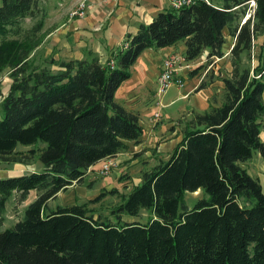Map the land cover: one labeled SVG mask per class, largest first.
<instances>
[{"label": "trees", "instance_id": "trees-1", "mask_svg": "<svg viewBox=\"0 0 264 264\" xmlns=\"http://www.w3.org/2000/svg\"><path fill=\"white\" fill-rule=\"evenodd\" d=\"M252 1L244 23L250 0H196L139 24L105 64L87 51L82 60L50 55L36 65L30 56L43 19L30 33L22 24L37 18L40 0H2L0 72L7 70L12 82L0 102V164L33 165L38 157L42 168L0 179V226L11 197L23 202L36 192L23 217L0 231V264H264V193L241 166L255 152L264 162V0ZM227 36L234 39L229 76L196 89L219 80L221 101L213 97L192 116L169 157L141 173L110 217L93 214L87 203L47 209L58 193L82 183L89 168L140 143L138 114L115 94L144 51L183 41L187 62L204 53L221 59ZM198 191L203 197L187 208L186 194ZM117 193L105 190L90 203ZM142 211L149 214L144 223L122 219Z\"/></svg>", "mask_w": 264, "mask_h": 264}, {"label": "rangeland", "instance_id": "rangeland-1", "mask_svg": "<svg viewBox=\"0 0 264 264\" xmlns=\"http://www.w3.org/2000/svg\"><path fill=\"white\" fill-rule=\"evenodd\" d=\"M42 2L43 0L40 1V4ZM45 3L46 0L44 1V4ZM253 3L254 1L250 0V3L245 7V20L250 18L253 13ZM44 4L42 3L41 12L37 15L36 19H26L22 24L26 33H30L29 30L35 26L41 18L43 19L44 25V18L46 15L43 6ZM42 30L43 27L37 34V37H39L40 40V45L30 56L31 61L36 65L41 64L46 58L50 57L49 43H46L45 45V33ZM182 42L183 41H180L179 43L182 44ZM233 42L234 41H232L230 37H226V44L223 49L225 55L221 59L211 58L207 60L206 53H204L194 62H183L181 65L184 63L188 64L186 69H181V72H184L183 87L179 88L176 85H173L159 98L156 96L155 89L153 92L154 96L150 99L145 109L138 112L140 125L144 130L143 138H145L142 145L134 148L135 146L130 144L128 150L131 149V151L129 152L127 150L126 152H122V155L115 157L116 163L107 175H100L98 173L100 163L94 165L90 171L87 170L82 183L73 184L65 191L58 193L54 199L47 203V209L51 210L55 209L57 206L87 203L88 208L93 214H103L110 217V211L117 207L121 201L120 195L123 196L130 191L134 181H137V179L140 178L141 173L154 167L158 163L159 159L164 160L169 157L172 149L181 140L184 131L190 127L192 116L195 113L201 112L196 110V108L199 107L206 99L207 104H212L213 97H215V102L219 103V101H221V93L224 85L219 80H214L213 83L216 86L215 88L213 87L214 89L212 88L214 93H209L208 97H205L202 94L198 95L199 91L196 89L202 81H207L209 78L229 76V72L231 70V66L229 64V53ZM258 48L259 43L255 44V47L252 50L251 58H253L254 63L256 53L259 50ZM171 53L180 55L181 57L184 55V53L179 50V46H177L176 50ZM200 66H203V68L198 70L195 75L190 76V74ZM185 81L187 82L186 84ZM11 82L12 80L7 70L0 72V98L5 97ZM154 87H156V84ZM204 94L207 96V93ZM158 101L161 103V108L159 110L161 116L159 118H153L152 113L157 111ZM174 132L175 134L172 135ZM261 140L264 142V124L262 126ZM39 146L42 145L40 144ZM19 149L25 150L21 147H19ZM125 153L130 154L126 155ZM130 155L132 157H130ZM132 161L134 162L131 163ZM33 162L34 168L37 169V171H40L42 166L38 157L33 158ZM2 166L3 165L0 164V168ZM241 166L251 177L256 178L259 181L264 193V162L261 156L255 152L253 158L245 163H242ZM11 173V167L7 169H0V179L16 177ZM112 189L117 190L119 193L116 195H106L100 201L90 203V201L96 198L101 192ZM33 196L35 199L36 192L29 193L26 200L23 202H18L16 195L7 201L4 212V221L0 226V231L11 227L16 221L23 217L26 206L34 200ZM201 197H203V194L200 191L187 193L185 196L186 207L191 208L195 201ZM148 217L149 214L146 211H142L138 217L123 215L122 219L126 222L139 221L144 223ZM110 219L113 218L111 217Z\"/></svg>", "mask_w": 264, "mask_h": 264}, {"label": "crops", "instance_id": "crops-1", "mask_svg": "<svg viewBox=\"0 0 264 264\" xmlns=\"http://www.w3.org/2000/svg\"><path fill=\"white\" fill-rule=\"evenodd\" d=\"M79 1L46 0L43 5L46 14L42 30L45 33V45L49 43L50 55L56 60H82L86 52L90 51L98 56L102 64H105L110 59L111 52L121 47L126 34H135L139 24H149L158 12L170 7V0H88L90 8L86 16L81 19L70 18L69 13ZM1 2L2 0H0V5ZM230 39L234 41L233 38ZM177 46L184 53L183 42L164 49L144 51L131 67L130 78L123 82L117 90L116 102L134 114L143 111L154 96L153 92L157 87V77L161 71L163 59L174 52ZM155 84L156 87H154ZM213 87L216 86L212 82L207 88L200 90L198 95L202 94L208 97L209 93H214ZM204 93H207V96ZM2 99L3 97L0 98V102ZM206 100L196 110L205 111L210 104H207ZM143 136L140 143L134 145V148L142 145L145 141ZM260 137L262 138V133ZM130 144L128 143V146ZM26 149L29 148L26 147ZM128 151L130 152L131 149ZM125 154L129 155L130 153ZM119 155L122 153L117 156ZM130 157L132 156L130 155ZM10 167L13 176L37 171L33 165L16 163ZM7 168L9 167L3 165L0 169ZM139 181L138 178L133 185H137ZM29 193H35V191Z\"/></svg>", "mask_w": 264, "mask_h": 264}, {"label": "built area", "instance_id": "built-area-1", "mask_svg": "<svg viewBox=\"0 0 264 264\" xmlns=\"http://www.w3.org/2000/svg\"><path fill=\"white\" fill-rule=\"evenodd\" d=\"M196 0H170V8L178 10L180 8L194 4ZM208 2V0H205ZM254 7V3H253ZM90 8L88 0H80L76 7L69 13L70 18H84ZM245 19L242 21L244 23ZM185 62L184 56L170 53L162 61L161 71L157 77V88L156 96L159 98L162 96L170 87L176 85L181 88L184 85L183 75L181 69H186L188 64ZM113 61L109 62V66L113 67ZM157 111L152 113L153 118H159L161 103L157 102ZM115 158H107L103 160L98 168L100 175H107L115 165ZM89 171L91 168L88 169Z\"/></svg>", "mask_w": 264, "mask_h": 264}]
</instances>
